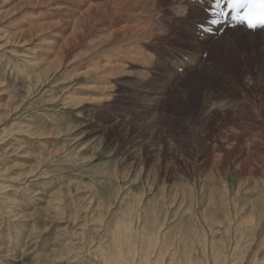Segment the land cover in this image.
I'll return each mask as SVG.
<instances>
[{
    "label": "rangeland",
    "instance_id": "obj_1",
    "mask_svg": "<svg viewBox=\"0 0 264 264\" xmlns=\"http://www.w3.org/2000/svg\"><path fill=\"white\" fill-rule=\"evenodd\" d=\"M130 1L0 0V264H264V35Z\"/></svg>",
    "mask_w": 264,
    "mask_h": 264
},
{
    "label": "snow or ice",
    "instance_id": "obj_2",
    "mask_svg": "<svg viewBox=\"0 0 264 264\" xmlns=\"http://www.w3.org/2000/svg\"><path fill=\"white\" fill-rule=\"evenodd\" d=\"M208 11L213 17L206 21L208 25H217L219 18L230 16L233 26L244 25L249 30L264 28V0H213Z\"/></svg>",
    "mask_w": 264,
    "mask_h": 264
},
{
    "label": "bare ground",
    "instance_id": "obj_3",
    "mask_svg": "<svg viewBox=\"0 0 264 264\" xmlns=\"http://www.w3.org/2000/svg\"><path fill=\"white\" fill-rule=\"evenodd\" d=\"M20 1V0H19ZM133 1H135V0H132V1H130V2H133ZM137 1V0H136ZM128 1H125L124 3H127ZM208 2L210 3V6H209V8L211 7V3L213 2V0H208ZM146 3V2H145ZM154 3V2H153ZM128 4V3H127ZM126 4V7H128L129 8V4L127 5ZM131 5V4H130ZM135 5V4H134ZM123 6V5H122ZM122 6H121V8H122ZM124 6H125V4H124ZM132 7H133V4L131 5ZM14 7V6H13ZM181 7V6H180ZM109 8V7H108ZM97 9V8H96ZM7 14V13H6ZM210 16V15H209ZM209 18H213V17H209ZM220 19V18H219ZM226 23L228 24V22H223L221 19H220V23L219 24H217V25H214V26H218V27H222V26H224V25H226ZM76 26V25H75ZM207 27L208 28H210V29H212V27H209V25H207ZM245 30L247 33H252L253 31L252 30H246V29H244L243 27H239V26H237V27H235L234 28V30ZM27 30V29H26ZM144 30V29H143ZM24 31V30H23ZM255 32L256 31H259L261 34H263L264 35V32L263 31H261V30H254ZM228 32H230V31H228ZM258 32V33H259ZM74 33V32H73ZM21 34H22V32H21ZM29 34V33H28ZM19 36V35H18ZM73 36V35H72ZM76 37V36H75ZM15 38H16V36H15ZM107 38V37H106ZM109 38H110V36H109ZM108 39V38H107ZM67 40V39H66ZM71 44H73V43H71ZM55 54H56V52H55ZM53 58V57H52ZM56 58V57H55ZM60 62H61V60H59ZM59 63V62H58ZM6 64V63H5ZM111 64V63H110ZM106 66V65H105ZM109 66V65H108ZM111 68V67H110ZM106 70V69H105ZM22 217V216H21ZM121 224V223H120ZM125 227V226H124ZM128 227V226H127ZM120 228V227H119ZM123 229V228H122ZM125 229H126V227H125ZM129 229V228H128ZM130 231V230H129ZM122 233V231L120 232V234ZM124 233V232H123ZM122 233V234H123ZM123 238H124V236H123ZM123 238H122V240H123ZM147 240H148V238H147ZM126 242H128V241H126ZM118 245V244H117ZM119 247V246H118ZM147 249V248H146ZM162 249V248H161ZM118 250H120V249H118ZM148 250V249H147ZM146 251V250H145ZM120 253L118 252V254L117 255H119ZM115 255H116V253H115ZM129 256V255H128ZM143 256V255H142ZM131 257H132V255H131ZM175 257V256H174ZM142 259H143V257H142ZM125 261V260H124ZM155 261V260H154ZM158 261V260H157ZM128 263V262H127ZM166 263V262H165ZM112 264H123L122 263V260L118 257L117 259H115V260H113V262H112ZM173 264V263H172ZM177 264V263H176Z\"/></svg>",
    "mask_w": 264,
    "mask_h": 264
}]
</instances>
